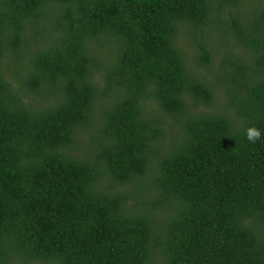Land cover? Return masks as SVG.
<instances>
[{"label": "trees", "instance_id": "obj_1", "mask_svg": "<svg viewBox=\"0 0 264 264\" xmlns=\"http://www.w3.org/2000/svg\"><path fill=\"white\" fill-rule=\"evenodd\" d=\"M0 264H264V0H0Z\"/></svg>", "mask_w": 264, "mask_h": 264}, {"label": "rangeland", "instance_id": "obj_2", "mask_svg": "<svg viewBox=\"0 0 264 264\" xmlns=\"http://www.w3.org/2000/svg\"><path fill=\"white\" fill-rule=\"evenodd\" d=\"M218 35H221V34H213V36H218ZM188 38L190 39L189 36L187 37H184L183 35L181 36L180 40L184 43V45L186 44V41L188 40ZM108 40L107 44L106 45H109L112 43ZM219 45V41L218 39L216 40H213L211 42V46H218ZM100 52V51H99ZM114 54H115V50H114ZM111 56H112V48H111V51L110 50H106L104 51V53H101L100 52V60H101V64L102 66L100 67L99 71L97 70V74H96V77H98L99 79H102L104 77L103 73L105 71V66L107 65V63L110 62L111 60ZM200 69L206 73L205 71V68L204 67H200ZM99 72V73H98ZM206 75H208V77L210 78L211 76L206 73ZM217 96H218V102L216 103L215 106L221 104L223 101H225V97H224V93L221 89H217ZM102 109L99 108V106L97 107L96 109V113H97V116L96 118L94 119L95 122H92L86 129H85V132L82 134L81 136V143H80V146L81 147H77L76 149V153H78V155H84V156H92L93 153H94V149L95 147H88L89 146V143L93 140V136L95 134V126H98V122H99V113ZM174 126L173 128L171 126ZM167 128V141L171 138L172 136V133L174 132H177L178 134H181L182 133V128H183V125L182 123H180L178 120L174 119V118H170L169 120V125L166 126ZM155 166V164H154ZM153 166V169L155 170ZM149 180L151 179V174L149 175ZM134 188L137 189L136 186H133ZM120 188H124V187H120Z\"/></svg>", "mask_w": 264, "mask_h": 264}, {"label": "clouds", "instance_id": "obj_3", "mask_svg": "<svg viewBox=\"0 0 264 264\" xmlns=\"http://www.w3.org/2000/svg\"><path fill=\"white\" fill-rule=\"evenodd\" d=\"M260 136V131L255 128H249L247 130V138L252 142H255L256 140L260 139Z\"/></svg>", "mask_w": 264, "mask_h": 264}]
</instances>
